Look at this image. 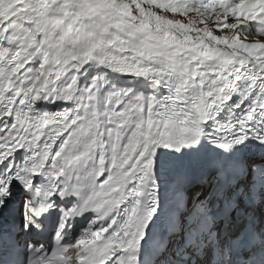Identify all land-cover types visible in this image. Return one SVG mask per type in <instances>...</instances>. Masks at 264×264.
<instances>
[{"label":"snow or ice","instance_id":"1","mask_svg":"<svg viewBox=\"0 0 264 264\" xmlns=\"http://www.w3.org/2000/svg\"><path fill=\"white\" fill-rule=\"evenodd\" d=\"M150 2L174 14L193 12L190 19L194 22L206 23L213 17L211 24L217 29L229 27L238 33L250 20L262 26L258 31L264 30V0ZM0 3L4 6L0 12V37L11 33V38L17 39L33 20L36 9L31 0ZM140 11L145 25L150 27L154 18L157 30L169 36L175 34L176 28L194 30L191 24H178L144 8ZM129 14L134 16V10ZM98 50L101 55L96 58V66L107 71L90 78L80 105L84 115L79 117L84 121V131H94L96 135L106 124L118 121L123 125L128 112L137 107L123 112L113 110L112 92L107 94L105 107H100L99 92L109 82V72L121 76L136 73L131 67L117 64L115 57H109L102 48ZM210 58L216 63L201 62L198 67H205L211 75L191 69L186 70L190 75L181 73L174 91L169 89L173 91L171 102L162 105L164 111L156 114L157 119H147L149 131L140 133L137 129L144 139L140 158L145 164L133 189L137 199L125 208L121 230L116 233H123L122 241L127 238L134 253L129 257L132 264H264V84L258 91L254 84L239 89L229 79L237 70H229L226 59ZM92 59L89 54L76 66L69 88L79 83L81 70L86 72ZM225 71L228 75H224ZM159 86L158 80L153 82V87ZM197 88L192 102L182 103L184 93ZM69 98L65 97L64 102ZM60 147L57 142L56 148ZM14 171L15 167L5 162L0 168V184ZM41 179L33 172L32 186ZM17 189L22 195H17ZM32 195L17 178H11L6 192L0 189V264H35L33 256L37 261L43 259L38 255L43 250L39 237L54 209L33 210L29 221L25 197ZM110 223L111 228L116 227L115 218ZM64 227L62 217L59 229ZM109 231L106 226L104 232ZM105 264H123L121 252H113Z\"/></svg>","mask_w":264,"mask_h":264},{"label":"bare ground","instance_id":"2","mask_svg":"<svg viewBox=\"0 0 264 264\" xmlns=\"http://www.w3.org/2000/svg\"><path fill=\"white\" fill-rule=\"evenodd\" d=\"M31 2L36 9L33 20L26 25L24 31L18 33V38L12 39L11 33L6 37H0L2 42L16 43L20 48V53L28 57L21 66V72L25 76L29 88L33 87L45 75L44 70L48 62L47 50L51 44L50 41L53 42L56 37L57 31L65 30L64 43L66 45L74 41L81 42L84 46L85 54L79 60V64L87 55L91 54L93 57L86 66L87 71L81 70L80 72V80L83 79V85H80L79 81L74 88H70V90L76 89L71 97L69 109L72 112L73 120L62 131L63 135L59 139L61 147L55 150V160L64 169L68 165L67 161L82 153H87L91 161L89 165L98 167L103 174L107 173L103 181H111L113 187L99 206L101 214L104 216L99 217L98 220L97 218L91 220L82 229L81 240L69 255L71 260H74L77 253L83 251L91 241L96 240L101 234L100 227L108 220L109 216L119 213L134 196L133 189L138 185L139 170L143 169L145 164V160L140 158L144 139L136 133L141 124L139 119L141 121H144L142 120L144 118L147 121L149 117L157 119L156 114L164 111L162 105L171 102L174 86L179 82L181 73L190 75L186 70H192V64L188 60L160 48V44L171 45L201 55H224L263 75L264 54L257 57L245 55L230 49L229 42L222 41L217 44L212 40L198 38L199 36L196 37L192 34L181 35L175 31L174 35L169 36L165 32L157 30L154 18L150 27L145 25V17L141 15L139 7L137 8L130 0H31ZM3 7V4L0 3V12L3 11ZM94 7L107 11L112 23L100 18ZM249 7L252 6L249 5ZM133 10L134 16L129 14ZM59 21H62V24H59ZM245 23L247 25L245 31L248 33L249 30L254 29L256 35L259 33L258 37L262 38L264 47V30H257L262 26L255 25L250 20H246ZM128 25L132 27H128ZM45 34L48 35V38L45 37ZM142 38L143 46H141ZM101 48L109 57H115L117 64L131 67L136 73L135 75L121 76L109 72L108 75L120 81L123 80L125 87L122 88H126L128 91L140 90L139 93L145 95L150 101V106L153 107H149L147 112L143 110L146 112L145 115L142 111H136V115L126 116L123 125H120L118 121L109 124V126L106 124L100 134L96 135L94 131H84L82 127L84 121L79 117L84 115V109L80 105L90 78L100 71H107L96 66V58L101 55L98 49ZM76 66L71 65L68 79L64 80V83L71 84L72 77L77 72ZM156 77L162 78L163 81H160L159 87H153L152 80ZM169 87L173 91L170 92ZM193 90L190 89L184 93L185 100L182 103L190 104ZM123 104L120 102L111 107L115 111H120V105L123 106ZM125 109L127 110L128 107ZM144 123L147 132L149 125L145 121ZM8 124L7 117L0 121V126L3 129ZM156 127L159 128L160 125L157 124ZM138 142L141 145L137 147ZM130 157L132 158L128 162ZM7 163L10 167H16L18 158L12 156ZM111 203H117V205L110 209ZM28 204L30 203L28 202ZM83 240H87L88 243H81Z\"/></svg>","mask_w":264,"mask_h":264},{"label":"rangeland","instance_id":"3","mask_svg":"<svg viewBox=\"0 0 264 264\" xmlns=\"http://www.w3.org/2000/svg\"><path fill=\"white\" fill-rule=\"evenodd\" d=\"M130 1L134 3V5L137 8L139 7L138 8L139 11L141 8H144L146 10H150V12H154L156 15L174 20L178 24H191L192 28L194 29L191 32H186V30L182 28L175 29V31L179 32L181 35L192 34L196 37L199 36L198 38L201 37L207 40H212L217 44H220V42L222 41H224L225 43L229 42L230 49L239 51L245 55L257 57L264 54V47L262 46L263 40L261 37H258V35L260 36L259 33L258 35H256L254 29L249 30L248 32L249 34L245 31L246 28L240 29L238 33L234 28H229V27H225L223 29H217L211 24V18L213 17H210L206 23L194 22L190 19L191 16L195 15V13L193 12L174 14L169 8H165L161 10L158 4L151 3L150 0H130ZM163 2H167V0H163ZM124 84L125 83L123 82V80L120 81L119 79L114 78L113 76H109V82L107 84H103L99 92L98 100L100 107L101 108L105 107L107 94L108 92H112L113 93L112 105L120 102L124 103L123 106L120 107V111L122 112L125 111L126 107H128V109H131L132 106L134 105L137 106L134 111L128 112L127 117H130L133 114L136 115V111H142L143 115H145L147 112L146 110H148L149 107L151 108L153 107L152 105L150 106V101L145 97V95H141L139 93L140 90L138 91V89L135 90L133 89L131 91H128L126 90V88L125 89L122 88L125 87L123 86ZM148 93L150 94V92ZM143 110L146 112H144ZM142 120L146 122L145 118ZM139 121H141V119H139ZM139 130L140 132H146L145 123L139 125ZM134 136L137 135L134 134ZM139 145L141 144L138 142L137 147ZM131 158L132 157L129 158L128 162H130Z\"/></svg>","mask_w":264,"mask_h":264}]
</instances>
